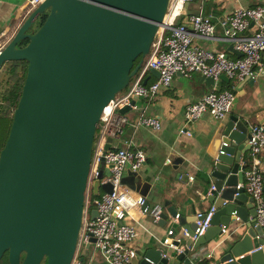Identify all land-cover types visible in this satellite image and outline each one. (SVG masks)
Masks as SVG:
<instances>
[{
  "label": "water",
  "instance_id": "water-1",
  "mask_svg": "<svg viewBox=\"0 0 264 264\" xmlns=\"http://www.w3.org/2000/svg\"><path fill=\"white\" fill-rule=\"evenodd\" d=\"M169 4L170 0H44L0 50V71L10 61L28 62L9 135L0 150V262L7 254L9 264L72 263L102 113L138 72ZM46 11L45 21L35 28ZM25 40L27 44L19 46ZM151 72L161 76L156 69ZM221 78L231 82L226 75ZM247 82L253 84L254 79L246 76L235 91ZM143 98L135 96L132 104ZM251 131L244 119L230 115L214 136L205 137L210 141L207 148L200 143L194 152L171 157L172 165L165 171L170 198L164 202L161 220L176 219L180 240L175 244L180 247L184 241L178 254L184 264H192L190 253L223 235L222 226L231 222L235 224L224 239L226 250L214 264H264V227L257 223L254 199L244 188L241 162L250 151ZM112 147L110 137L105 152ZM207 158L212 190L197 179L195 165ZM132 174L130 183L126 177L123 181L145 195L152 184L139 171ZM108 175L109 169L100 170L94 194L99 193L100 179ZM101 188L112 191L111 183ZM205 204L209 207L202 211L215 208L211 226L194 238L197 214ZM91 216H98L97 209ZM94 241L89 238L83 257ZM170 261L162 247L146 250L141 259L132 258V264Z\"/></svg>",
  "mask_w": 264,
  "mask_h": 264
},
{
  "label": "built area",
  "instance_id": "built-area-1",
  "mask_svg": "<svg viewBox=\"0 0 264 264\" xmlns=\"http://www.w3.org/2000/svg\"><path fill=\"white\" fill-rule=\"evenodd\" d=\"M18 1L20 9L25 10L28 15L44 0ZM254 1L256 5L239 7L221 20L226 38L241 53L238 57H230L224 51L206 48L201 43V40L215 38L217 24L210 14L195 10L192 6L195 0H170L149 54L129 86L117 94L102 113L88 177L82 226L71 264H93L97 253L109 264H132V258L137 255L134 245L138 238L137 224L145 213L147 198L131 191L123 179L128 169L139 171L146 162L147 154L143 149L133 148L132 142L128 141L124 146L115 147V141L121 138L125 125L129 124L128 114L119 110L127 105L137 109L136 103L132 104L135 96L153 98L162 94L170 88L177 73H182L187 78L198 73L212 77L214 85L198 101L186 106L183 132L191 135V125L205 114L217 120L228 117L238 93L233 88H219L221 76L226 75L237 83L246 76L255 80L264 72V0ZM252 26L253 33L247 34ZM151 69L160 71L161 76L156 81L145 84ZM132 125L155 130L162 127L158 117L144 111L139 113ZM110 137L113 138V147L105 152ZM249 144V163L243 162L244 188L254 199L257 223L264 227V123L253 125ZM102 168L109 169L110 175L100 179V190L96 195L94 183ZM105 183H111V192L101 188ZM214 188L212 185L210 190ZM94 208L97 209L98 216L92 218ZM163 211L164 207L160 204L153 208L151 214L155 224L160 222ZM214 212V207L198 212L194 238L208 230ZM228 229V226H222L223 234H227ZM90 237H94L95 241L89 251L90 255L83 257L81 251ZM179 240L177 232L169 230L164 243L177 247L175 242Z\"/></svg>",
  "mask_w": 264,
  "mask_h": 264
},
{
  "label": "crops",
  "instance_id": "crops-1",
  "mask_svg": "<svg viewBox=\"0 0 264 264\" xmlns=\"http://www.w3.org/2000/svg\"><path fill=\"white\" fill-rule=\"evenodd\" d=\"M254 5H256L254 0H195L192 5L193 8L210 14L217 24L215 38L201 40V43L206 48L224 51L230 57L240 56L239 52L235 50L233 42L226 38L220 23L222 19L229 16L235 9L239 7L249 8ZM20 7L18 0H1L0 2V49L4 48L12 39L19 25L26 17V11L21 10ZM253 29L252 26L247 33H253ZM158 78L154 73L150 72L145 81L150 84ZM230 84L231 82L229 83L227 79H221L218 86L221 89H228ZM237 84H233L234 88ZM213 85L214 82L206 80L204 76L198 73H194L190 78L185 77L182 73H177L174 75L169 89L153 98L144 97L143 99H138L136 105L139 109L131 108L127 111L129 124L125 125L121 138L115 141L114 145L115 147L124 146L128 141L132 142L133 148L143 149L146 152L147 159L139 169V175L143 177L145 182L152 184L145 193L148 205L144 208L145 213L137 224L138 238L134 245L137 250V257L140 259L146 250L162 247L171 258L170 264L184 263V261L178 259L180 250L184 248V241L180 247H170L164 243V238L168 236L169 230L176 231L179 237L180 227H178L176 219L168 218L155 224L151 214L153 208L159 204L163 205L164 211H166L164 202L167 198H170L167 191L171 184L168 183L165 177V171L170 169L172 165L171 157L184 151L194 152L196 146L200 143H203L205 148H207L210 141L208 142V138L205 137L214 136L218 126L225 123L230 115H236L244 119L246 124L251 127L257 123H264L263 72L254 80L253 84L247 82L240 90H237L238 96L226 120H217L209 114H205L202 119L191 125V135L184 133V111L186 106L198 101L212 89ZM141 111L158 117L162 127L159 130L146 126L134 127L132 125L133 121ZM247 158H249V151L243 155L242 164ZM208 161L209 158L198 160L195 166L197 168V179L211 187L213 183L211 178L209 179L208 177L211 170ZM132 173V170L128 169L126 171L124 177H126L127 183H130V178H133ZM127 185L131 191L139 193L130 187L129 184ZM208 207L209 205L205 204L199 211ZM234 224V222H231L227 225L229 228L227 234L219 235L215 240L193 250L189 255L192 264H208L207 261H209V264H214L225 252L224 239L232 233ZM93 264H109V262L104 260L101 254L97 253Z\"/></svg>",
  "mask_w": 264,
  "mask_h": 264
},
{
  "label": "trees",
  "instance_id": "trees-1",
  "mask_svg": "<svg viewBox=\"0 0 264 264\" xmlns=\"http://www.w3.org/2000/svg\"><path fill=\"white\" fill-rule=\"evenodd\" d=\"M48 13L49 11H46L40 15L35 28L40 26L45 21L46 17L48 16ZM27 42V40L22 41L19 46H24L27 44ZM141 59L142 57L140 56L136 60L135 64H138ZM27 65V61L14 60L7 62L0 71V122H2L4 119L9 120V123L6 128L1 126L3 132L7 131L8 135L12 124L14 109L17 107L18 100L22 92L27 72ZM231 86H233L232 81L228 89H231ZM245 161L248 164L249 158H247ZM207 262L209 264V261ZM0 264H9L7 254L3 257ZM43 264H45V262Z\"/></svg>",
  "mask_w": 264,
  "mask_h": 264
},
{
  "label": "rangeland",
  "instance_id": "rangeland-1",
  "mask_svg": "<svg viewBox=\"0 0 264 264\" xmlns=\"http://www.w3.org/2000/svg\"><path fill=\"white\" fill-rule=\"evenodd\" d=\"M34 30H35V28H34ZM8 123H9V120H7V119H4L2 122H0V133H1L0 134V150L3 147V145L6 143V139H7V136H8L7 131L3 132L2 127L6 128Z\"/></svg>",
  "mask_w": 264,
  "mask_h": 264
},
{
  "label": "clouds",
  "instance_id": "clouds-1",
  "mask_svg": "<svg viewBox=\"0 0 264 264\" xmlns=\"http://www.w3.org/2000/svg\"><path fill=\"white\" fill-rule=\"evenodd\" d=\"M221 79H222V78H221ZM231 81H232V80H231ZM238 82H239V81H238ZM238 82H237V83H238ZM233 84H234V82H233ZM232 88L235 90L234 85L232 86ZM232 88H231V89H232ZM87 257H88V256H87Z\"/></svg>",
  "mask_w": 264,
  "mask_h": 264
}]
</instances>
